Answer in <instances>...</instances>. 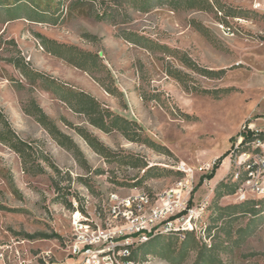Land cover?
I'll use <instances>...</instances> for the list:
<instances>
[{
    "label": "rangeland",
    "instance_id": "1",
    "mask_svg": "<svg viewBox=\"0 0 264 264\" xmlns=\"http://www.w3.org/2000/svg\"><path fill=\"white\" fill-rule=\"evenodd\" d=\"M209 2L205 9H197L176 0L143 11L131 0H53L60 18L57 24L0 17V112L30 146L24 165L0 142V264H77L67 258L74 205L91 210L110 192L160 194L179 182H187L185 208L194 210L188 231L200 243L212 245L222 264H264V214L248 213L262 196L243 184L245 157L236 154L237 133L244 126L264 130V0ZM105 7L112 11L110 17L97 19ZM125 30L176 48L201 67L225 73L219 78L202 76L177 58L121 38ZM34 33L94 54L91 72L46 52ZM17 54L32 69L134 119L140 126L133 125L136 133L131 134L136 138L127 139L117 129L104 132L51 92L29 86L7 61ZM170 67L185 74V83L166 73ZM193 86L232 90L214 98L193 91ZM31 99L73 140L82 157L76 159L24 112L23 107L31 109ZM63 120L85 128L109 153L101 156L93 151ZM147 140L158 147L148 146ZM257 148L258 153L251 155L255 159L264 154V144ZM226 151L230 153L212 178H204ZM221 181L222 191L232 182L238 187L216 198L214 189ZM229 204L240 207L219 209ZM163 236L162 244L171 243V252H148L144 264H192L194 250L179 263L169 261L181 238Z\"/></svg>",
    "mask_w": 264,
    "mask_h": 264
},
{
    "label": "trees",
    "instance_id": "2",
    "mask_svg": "<svg viewBox=\"0 0 264 264\" xmlns=\"http://www.w3.org/2000/svg\"><path fill=\"white\" fill-rule=\"evenodd\" d=\"M133 5L137 9L148 11L152 7L165 3L174 2L176 0H131ZM180 1V0H177ZM186 8H197L205 9L210 6L209 0H183ZM111 7V6H110ZM55 6L53 5V0H0V17L2 20L7 21L11 19L23 18L29 21L40 22V23H50L57 24L60 22L59 16L55 13ZM108 7L103 8L102 12L96 14L97 19H104L110 17L111 10H107ZM238 13V12H235ZM1 20V21H2ZM40 44V46L49 54L61 58L67 63L79 68L85 72H91L89 69V63L91 59L96 57L94 54L89 52H84L72 45H67L64 43L56 42L55 40L49 39L40 33L33 34ZM120 37L127 40L128 42L145 48L149 51H157L164 54L167 57L177 58L186 67L190 68L194 72L208 77V78H219L224 73V69L211 70L199 66L194 62L187 54H180V50L176 48H170L165 44H161L149 37L138 34L134 31L125 30L121 32ZM8 63L13 65L15 69L19 70L21 76L29 84V86L39 85L42 89L51 92L58 100L62 101L68 108L73 112L84 114L87 121L94 127L104 131L109 132L113 129L119 130L127 139L134 140L136 136L131 133H136L133 130V125H137L136 121L132 118L124 116L121 113L109 110L103 107L93 96L82 91L76 90L72 86L54 78L51 75L43 73L41 71L32 69L28 62L24 60L19 54L10 56L7 59ZM166 73L176 79L181 83H185V74L178 70L177 68H167ZM19 87L24 86L19 82ZM187 90V86H184ZM193 91L201 94L211 95L214 98L221 96L222 94L228 93L232 90L231 87L217 88V89H205L199 86H193L191 88ZM105 91L114 94L121 92L118 90H111L105 88ZM31 109L23 107L25 113L32 115L34 119L47 131L51 138L60 146L71 151L73 156L78 159L82 157V153L73 140L66 134H64L55 124V122L49 118L34 99L30 100ZM184 117L189 118L188 114H183ZM66 125L73 128L75 132L83 138V140L89 145V147L100 154L101 156H106L109 150L92 134H90L85 128L73 125L72 123L63 120ZM0 142L7 145L13 151H15L24 165L27 163L26 155L29 154L30 146L24 140H21L10 128L8 121L4 118L3 114L0 112ZM140 127L139 125H137ZM237 136L241 137V141L236 147V154L239 155L244 151L258 152L259 148L252 149V144L255 141L264 142V130H252L249 128H243L238 133ZM233 139V138H231ZM148 146L157 148L158 146L152 141L147 140ZM230 152L226 151L221 156L216 158L212 164L210 173L206 174L204 178L210 179L214 175L215 170L220 165L223 158H225ZM232 155V154H231ZM244 178H242L243 181ZM203 178L200 179L201 183ZM224 182H219L215 189L214 195L216 198L221 197L224 194H232L235 192L238 184L235 182L231 183L226 191H222L221 187L224 186ZM262 199L253 202V206L248 210L250 214H264V196ZM72 208L71 204H67ZM190 205V203H189ZM258 205L257 207H255ZM240 204H229L226 206H219V209L226 211L229 209L239 208ZM83 210L82 207H80ZM184 212V211H183ZM230 215V214H229ZM231 216H229L230 218ZM246 228L244 229V231ZM163 235L175 234H161L152 236L148 241L139 245L133 250V258L136 260L143 261L148 252L159 253L162 250H168L171 252V243L167 246H163ZM34 237V236H30ZM44 237V236H43ZM168 237V236H167ZM177 238V237H175ZM173 250V256L169 257V261L173 263L181 262L186 254L190 250L195 251V258L192 264H222L221 260L214 252L212 245H207L206 243H200L193 234L192 231H186L183 238L180 239L178 246H175ZM173 249V248H172Z\"/></svg>",
    "mask_w": 264,
    "mask_h": 264
},
{
    "label": "built area",
    "instance_id": "3",
    "mask_svg": "<svg viewBox=\"0 0 264 264\" xmlns=\"http://www.w3.org/2000/svg\"><path fill=\"white\" fill-rule=\"evenodd\" d=\"M262 144L255 141L252 147ZM256 153L244 151L238 155L245 157L241 163L245 167L243 184L264 196V154H257V159L251 157ZM186 187L187 182H179L152 195L143 190L110 192L91 210L74 205L69 216L67 258L77 264H144L133 258L136 247L155 235L183 238L186 231L192 230L194 210L185 208Z\"/></svg>",
    "mask_w": 264,
    "mask_h": 264
}]
</instances>
